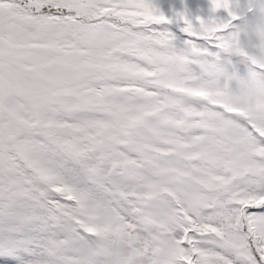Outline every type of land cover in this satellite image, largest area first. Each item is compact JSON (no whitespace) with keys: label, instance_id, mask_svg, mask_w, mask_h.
Here are the masks:
<instances>
[{"label":"snow or ice","instance_id":"obj_1","mask_svg":"<svg viewBox=\"0 0 264 264\" xmlns=\"http://www.w3.org/2000/svg\"><path fill=\"white\" fill-rule=\"evenodd\" d=\"M0 264H264V0H0Z\"/></svg>","mask_w":264,"mask_h":264}]
</instances>
